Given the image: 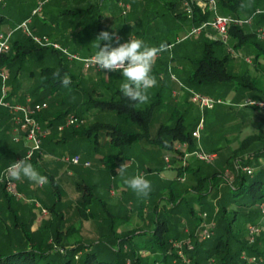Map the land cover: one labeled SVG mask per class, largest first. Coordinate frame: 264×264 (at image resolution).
<instances>
[{
  "label": "rangeland",
  "instance_id": "1",
  "mask_svg": "<svg viewBox=\"0 0 264 264\" xmlns=\"http://www.w3.org/2000/svg\"><path fill=\"white\" fill-rule=\"evenodd\" d=\"M35 2L36 0H5L4 5L0 6V12L2 11V13L7 15L8 21L6 23L10 25L9 27H13L23 19V17H31V24H29V26L43 18L45 24L38 26L35 31L37 33H45L51 39L56 40L70 51L77 52L81 56L90 54L95 55L105 44H110V50L111 48H115L116 42L113 40V36L116 33L122 35L130 33L135 34L137 39L144 38V42L149 46H159L166 41L174 42L175 37L180 34L183 26L187 25L186 19L168 20L171 15L169 14L170 12L163 9L164 7L160 5L157 0H48L44 4L41 14L30 16V11L35 6ZM119 2H126L129 4L127 15H121ZM167 2L168 0L164 2L166 8H168ZM259 8L261 7L258 6L257 9ZM177 10L181 12V6L177 5ZM247 13L248 12H242L241 16H246L248 15ZM9 27L8 25L6 28L0 26V30ZM104 31L110 34L111 40L100 41V49H98L97 44L99 42L96 41L99 35ZM14 34L18 35L19 31ZM197 37L198 36H193L175 43L171 49L172 58H170L169 51L162 52L153 66V74L157 78L158 83L154 88L149 90V102L140 106H148L153 100L156 92L160 93L166 105L158 107L153 112L149 127V134L152 137L155 135L161 122H172V106L180 107L182 112L187 113L186 116L190 120L195 121L199 116L198 109L189 100L187 91L180 89V98L177 100L171 98L170 92L175 88V84L169 80V73L167 70V66L170 65V71L178 79L183 80L188 69L192 67L189 58H196L200 55V42ZM222 39L224 41H222ZM257 39L261 42L264 41V39ZM220 41L222 42V52L226 53L229 57L226 64L227 70L236 75V77H239L243 71L247 72L249 77L253 78L255 82H258V91L256 90L255 92L249 89V93L244 91L237 92L231 104H229L226 99L219 96V98L224 99L226 103L218 104L219 106L214 109L204 112V125L200 131V138L198 140L199 148L205 152H215L216 158L211 162H204L195 157H189L185 160L183 166L186 167L188 162H190L191 165L199 167L201 173L205 176H210L215 171L221 174L228 170V172L233 175L232 181H234L236 172L239 170L243 171L242 168L245 166H249L253 169L259 166L264 168V164H261V158L259 160L253 158L249 163H244L242 161L243 158L245 159V157L254 152V150L264 147V113L259 108L253 106H239V103L246 98L256 99L252 96L254 92L256 93L255 96L264 99V70L260 65L254 64L251 50L245 47L239 51L230 53L228 49H233V45L230 40L227 39V36L221 38ZM59 56L50 53L38 56L32 53L27 55L20 64L17 73L16 87L10 90L11 93H15L17 99L20 101L27 97L30 100L38 98L43 88L37 87L46 78L45 75H40L38 73L39 69L59 66ZM61 63L66 67L68 74L71 72L78 79L86 81L85 85L80 84V82L77 83L81 85L87 93H90L91 97L104 100H115L119 98V92H121L120 84L123 82L122 71L103 72L86 70L83 68L81 62L67 60L66 58H63ZM88 75L90 77L94 75L96 79L90 78L91 80H89ZM10 76L8 73V79ZM165 78L168 80V84L165 82ZM10 79H12V77ZM235 79L238 80L239 78ZM7 85L11 86L8 81ZM232 86V83L228 84V88ZM8 93L11 95L9 90ZM69 98L70 93L67 91H59L52 96H47L44 99L47 107L38 112V115L45 118H52L57 111L62 110L63 106H66L64 103L68 102ZM85 99L86 95L81 93V97L78 99V106H81V109L84 108ZM68 115L77 118L78 123L73 126L75 128H80L83 125L88 126L92 122L118 123L122 120L121 117H117L112 111L99 110L92 106L81 114L79 112L75 115L68 112ZM96 133L95 140L92 136L89 137V139H86V137L81 138L79 143H77L71 151L70 145L67 150L65 149L63 152L60 150L62 146H55L53 151L49 154L51 157L58 160V164L55 165V168L49 167L46 162L35 167L40 174L47 177V183H45L44 187L40 190L50 189V195L47 193L39 197L34 193L28 194L20 188L18 191L23 195L20 199L21 202L28 205V212L30 211L29 215L34 214L36 216L37 211L44 208L54 219L59 214L58 222L63 224L64 227L67 226V224L73 226L75 230L69 234L72 242H81L83 244L102 242L111 244L112 249H119L117 241L115 240V242H113L115 236L116 238H121L124 237L126 232L130 233L131 230H136L134 231L136 232L135 236H133L132 239L142 241V238L146 237V235H141L140 233H142L141 230H151L155 224L154 219H149L151 216L150 210L154 204H157V208L161 213H164V210L170 208V201L166 200V198H161L163 196L161 191L162 188L156 186H161L167 183L168 180L176 179L181 175L184 176V179L182 181L176 180L181 182L183 188L189 187L194 182H192L186 172L182 174H177L176 172L175 168L182 166V164L179 163L181 159L177 156V152L174 151V148L180 141L174 140L171 149L167 150L148 140H141L133 147L134 155L130 161L132 164H130V162L127 163L126 172L122 175L117 174L119 169L118 166L112 175L108 167H105V164L112 158V154L115 150L114 148H108V135L105 133V130H97ZM248 135H254L255 138L248 142L243 150H237L238 142ZM195 147H197V144H195ZM233 152L236 153V155L233 156L234 160L231 157ZM72 153L80 155L82 160H88L90 166L85 167L81 164L72 165L62 159L66 155H72ZM97 153H101L103 157L96 156ZM165 156H168V162L170 163L169 168L166 167V162L164 160ZM135 163L137 170L142 171L145 178L149 180L152 185V191L146 198L137 196L125 182L128 178L134 177ZM60 168L64 169V178L67 179V183L65 186L61 184L57 187V190L53 189L54 191H52L50 174L53 175V171H59ZM165 169L173 171V176H166L164 173ZM69 170L73 171L70 176L68 175ZM219 180L218 186H216V184L211 186L207 198L208 202L213 207L212 210L209 211L202 208L197 203L192 202L194 215L196 214L197 216L200 210L207 211L211 216L217 214L220 208L218 200H221L220 196L228 185L222 178L219 177ZM153 184L156 186L154 187ZM111 190L113 194L110 192ZM82 198L86 200L85 204L82 205L86 207L85 211L88 218L79 215L82 209L79 200ZM67 203L70 205L65 206ZM53 206L54 208H52ZM56 206L57 208L55 210ZM257 207L259 211V215H256L257 220H259L257 223L260 222L263 227H260L259 232L254 233L252 238L247 233L246 225L249 223L245 221V218L239 216L240 212L245 213L247 209L238 208L240 212L237 211L236 225H234L235 228H239L238 230H240L241 233L240 237L248 246H255L257 250H262L263 242L257 240L264 234V223L260 221L264 220V202H260ZM59 208L60 211L58 210ZM232 208H234V206L231 204L229 209ZM213 218L215 219V217ZM164 219L167 224H175L178 229H180L179 232L181 231L182 235L179 239L191 237L192 242H194V236L189 232L196 231L197 220L188 221L182 218L179 221V216L172 217L168 216L167 213L164 214ZM21 226L20 224L19 227L21 228ZM55 229L57 230V228ZM171 230L172 227H169L168 234L172 233ZM44 234L48 236L46 231ZM45 235L39 246L42 249H49L50 246L46 242L47 236ZM250 238L252 240L248 241ZM174 240L178 239L170 238L167 243L170 245L173 254L174 250L171 246ZM68 241L69 245L70 240ZM8 243H2L0 241V248H4ZM118 243H120V240H118ZM61 244L63 245V243ZM121 248L124 250L127 249L128 243L122 242ZM193 250L194 249H192V251ZM82 252L74 256V260H72L71 264L78 263L82 256ZM191 252L185 250V253H187L193 264H195ZM136 253L141 258H152V256H154L149 249L143 247L138 248ZM243 256L246 259H244ZM156 257L159 258V254H156ZM239 259L245 260L246 264H249L252 260L250 255L245 253L240 254ZM173 260H176V264H180L175 256L172 258L171 263H173ZM130 262L127 260L126 264ZM155 262L162 264V262L159 261ZM205 264L218 263L216 259L211 256L207 258Z\"/></svg>",
  "mask_w": 264,
  "mask_h": 264
},
{
  "label": "trees",
  "instance_id": "2",
  "mask_svg": "<svg viewBox=\"0 0 264 264\" xmlns=\"http://www.w3.org/2000/svg\"><path fill=\"white\" fill-rule=\"evenodd\" d=\"M162 1L164 3L166 0ZM175 1L179 2V0ZM175 3L176 2L171 0L167 2V9L171 14V18L173 20L186 19L182 12H175ZM216 3L217 11L220 14L241 16L242 12H248L247 14L252 16V24L250 26L243 25L231 27L228 30L227 39L230 40L235 51H239L245 47L251 50L254 64L260 65L264 70V41H259L254 33L256 27L264 24V11L254 13L258 6L262 9L264 8V0H216ZM209 16V13H201L198 8H194V17L192 21L193 23H199L202 20L208 19ZM38 22L41 25L45 24L43 18H41L40 21L38 20ZM30 27L33 31L36 30L34 29L35 25H31ZM39 34L45 33L39 32ZM198 40L200 42V55L196 58H189L192 67L188 69L186 76L181 80L185 85L210 96H220L224 99H226L225 96L228 91H234L235 95L240 91L249 93V89L256 92L259 86L258 82H255L253 78L249 77L247 72L243 71L239 77H236V75L227 70L226 64L229 57L226 53L222 52V42L220 40H209L203 36H198ZM164 43L168 45L170 41ZM30 53L40 55L43 53H50L59 56L55 50L35 45L29 37L20 32L18 35L14 34L11 39L10 51L7 54L0 55V66L5 67L7 71H9V76L11 75L10 78L12 77V79H8L12 89L16 87L17 73L20 64ZM170 58H172V56ZM62 59L63 58L60 56L58 57L59 66L57 67H44L39 69L38 73L40 75H45L46 78L37 87L43 88L41 95L31 100L32 102H45L44 99L47 96H52L56 92L67 91L70 93L69 101L64 103L66 106H63L62 110L57 111L52 118H45L37 115L40 122L50 129V133L43 140L44 142L49 139L50 136H55L56 126L65 120L68 112L77 115L79 112L81 114L92 106L99 110L112 111L117 117H121L122 120L118 123L92 122L88 126L83 125L80 128H75L73 126L66 128V130L70 132V151L79 143L81 138L86 137V139H89V137L92 136L95 140L96 131L101 129L105 130V133L108 135L107 146L109 149L114 148L115 150L112 154V158L105 164V167H108L112 175L118 166L120 167L123 163L132 160L134 155L133 147L141 140H148L167 150L171 149L174 140L180 142L186 141L188 144L187 150H191L195 147L194 139L191 137V131L195 127L199 116L195 121L190 120L186 116L187 113L182 112L180 107L172 106V122H161L155 135L152 137L149 134V127L153 112L158 107L166 105L159 92L155 93L153 100L148 106L136 104V102L124 97L121 92H119V98L115 100H104L91 97L90 93H87L86 90L78 84L80 82V84L85 85V81L78 79L71 72L68 74L66 67L61 63ZM260 60L263 62L261 63ZM56 73H59V76H56ZM65 74L71 78L70 87H65L62 84V79ZM235 78L239 79L237 80ZM230 83H232L233 86L228 88V84ZM255 92L250 94L256 99L264 100L261 97L255 96ZM81 93L86 95L84 108L82 109L81 106H78V99L81 97ZM227 102L231 104L230 101ZM217 106L219 105L215 107ZM2 109L4 108L0 107L1 116L4 114ZM254 138V135L246 136L238 142L237 150H243L248 142L252 141ZM59 140L60 139H57L56 141L58 142ZM61 141L62 140H60V143ZM234 155H236L235 152L231 154V157L233 158ZM248 156L242 159L244 163H249L253 158L259 160L264 157V147L254 150V152ZM8 158V155L0 154V171L12 162L8 161ZM130 164L132 163L130 162ZM134 168H136L135 165ZM175 169L177 174L186 172L194 183L184 188L181 186V182L176 179L168 180L167 183L161 186L153 184L154 187L162 188L161 191L163 196L161 198H166V200L170 201L171 206L164 210V213L158 210L157 204L151 207V216L149 219H154L155 224L151 230H141L142 233L140 234L146 235L145 238H142V241L132 239L133 236H135L136 232L134 231L136 230H131L130 233L126 232L124 237L116 238L115 236L113 238V242H115V240L117 241L119 249H112L111 244L102 242L83 244L81 242H72V239H70L69 245H60V247H58L57 244H49V249H42L39 244L30 239L25 229L22 228V241L20 243L9 242L4 248H0V264H71L72 260H74V256L82 251V256L76 264H126L127 260H129V262L131 261V264H155V261L162 262V264H176L171 263L174 254L170 245L167 243L170 238L179 239L182 233L181 231L179 232L180 229H178L175 224L166 223L164 214L167 213L168 216L172 217L179 216V221L182 218L188 221H196L197 216L196 214L194 215L191 203L195 202L202 208L211 211L213 207L207 200L208 194L211 186L214 184L218 186V181L220 182L219 177H222L217 171L213 172L210 176H205L201 173L199 167L191 165L190 162H188L186 167L178 166ZM0 186L4 191L2 185ZM4 193L8 197V194L6 192ZM220 199L221 200H218L220 208L214 216L216 223L213 235L205 240H194V250L191 252V256L195 264H205L207 258L211 256L216 259L218 264H246L245 260L239 259L242 253L255 258L249 264H264V234L257 240L263 242L262 250H257L255 246H248L246 242L241 239L239 228H235L237 211H239L238 208L247 209L245 213L239 211V216L245 218L246 222L253 225L260 224V222L257 223L259 221L257 220V216L259 215L257 206L264 200V168L259 166L253 169L251 174H246L241 170L237 171L234 181L227 185ZM85 201L86 200L83 198L79 200V204L82 206L79 215L88 218L85 211L86 207L82 205L85 204ZM231 204L234 208L229 209ZM52 208H54V206ZM260 221L264 223V220ZM169 227H172L171 234H168ZM74 230L75 228L70 226V232ZM189 233L193 235L194 232ZM54 240L56 243L58 242L56 237H54ZM118 240H120V243H118ZM122 242L128 243L127 249L124 250L121 248ZM142 247L149 249L154 256H152V258L139 257L136 251L138 248ZM156 254H159L160 257L157 258Z\"/></svg>",
  "mask_w": 264,
  "mask_h": 264
},
{
  "label": "built area",
  "instance_id": "3",
  "mask_svg": "<svg viewBox=\"0 0 264 264\" xmlns=\"http://www.w3.org/2000/svg\"><path fill=\"white\" fill-rule=\"evenodd\" d=\"M47 1L48 0H36L35 6L30 11V16L41 14L43 6ZM4 3L5 0H0V6L4 5ZM179 3L181 6V12L190 23L187 27H185V29L180 32L179 35L175 37L174 42H170L168 44V47L170 49V57L172 56L171 49L175 43L181 42L193 36H199L200 34L209 32V30L213 31L216 34V37H213V39L220 40L221 38L227 36L228 30L231 27L243 25L250 26L252 24L251 15L234 16L220 14L217 11L216 0H179ZM119 6L121 9V15H127V12L129 10V4L126 2H119ZM194 8H198L201 13H209V18L206 20H202L199 23H193L192 20L194 17ZM260 11H264V8L256 9L254 13H258ZM30 20L31 17H25L18 23H16L13 27L0 30V55L7 54L10 51L11 39L13 37V34L19 31L20 33L29 37L30 40L37 46L47 47L52 50H55L61 58L81 62L83 68L86 70L107 72L106 70L100 69L98 66L96 67L94 64L91 63V58L94 55L81 56L77 52H72L67 47L51 39L48 35L39 34L33 31L29 26ZM254 33L257 38L264 39V24L256 27L254 29ZM207 36L211 38V36H209L208 34ZM131 38L137 39L136 35L132 33L126 35L116 33L113 36V40L116 42L115 47H119L121 44L130 42ZM222 41L224 40L222 39ZM228 51L230 53L235 52V50L231 48H229ZM167 70L169 73V80L172 81L173 84H175V88H173L170 92L171 97L174 100H177L180 97L179 90L183 89L188 92L189 100L197 107L199 111L198 121L193 130L191 131V137L194 139V143L197 144V147L190 151L187 150L188 144L186 141L179 142V144H177L174 148V151L177 152V156L181 159L179 163H181V167H183L185 160L189 157H195L196 159L204 162H211L216 158V153L205 152L201 150L198 146L200 131L204 125L203 114L206 110L213 109L216 105L223 104L226 102L224 99H221L219 97H213L188 87L170 71V65L167 66ZM7 80L8 72L3 66H0V107L7 110L8 114L10 115L13 124V141H24L27 146L23 154L17 156L9 165H7L0 171V184L9 196L16 199H21L23 195L16 188V180L10 179V175L7 170L14 163L22 159L25 161L30 160L36 152H40L41 143L43 139L47 137L49 128L47 126H44L42 122H40L37 115L38 112L47 107V104L45 102H32L28 97L25 98L23 103L16 102L10 97L8 93ZM247 105L259 108L264 111V100L246 98L241 103H239V106ZM77 123L78 120L75 116L68 115L63 123L58 124L56 126V129L58 131H61L65 127L75 126ZM62 159L65 162L73 165L81 164L85 167L90 166V162L88 160H82L80 155L78 154H72L70 156L66 155ZM164 160L166 162V167L169 168L170 163L168 162V156H165ZM261 164H264V157L261 158ZM242 170L245 171L246 174H251L253 168L245 166L242 168ZM134 174V176L141 175L145 177L144 173L142 171H138L137 168ZM221 177L227 184H230L233 180V175L229 173L228 170L222 172ZM176 179L182 181L184 179V176H178ZM110 192L113 194L112 190ZM41 212L47 213L44 208L41 209ZM213 217L214 216L209 215L207 211H198L197 227L196 231H194L193 233L195 240H205L213 235V230L215 228L216 223ZM246 227L248 235L252 238V235H254V233L259 232L260 227L262 228L263 226L261 224H248L246 225ZM251 238L250 240L248 239V241H251ZM191 239V237H186L184 239H178L172 242L171 247L174 250V256L177 260H179L180 264H193L191 258L187 255V253H185V250L191 252L192 249H194V242H192ZM243 258L246 259L244 256ZM250 258L252 259L251 261L255 259L254 257ZM173 263H176V260H173ZM155 264L161 263L155 262Z\"/></svg>",
  "mask_w": 264,
  "mask_h": 264
},
{
  "label": "crops",
  "instance_id": "4",
  "mask_svg": "<svg viewBox=\"0 0 264 264\" xmlns=\"http://www.w3.org/2000/svg\"><path fill=\"white\" fill-rule=\"evenodd\" d=\"M157 1L160 5H162L164 7L163 9H166V11H168L166 6H164L165 4L161 0H157ZM171 1L176 2L174 5V10H175V12H179L177 10V5L180 6L179 2L175 1V0H171ZM0 13H1V15H0V26H2V28H6L8 25V27H9L10 25L8 23H6L8 21L7 15H5V13H2V11ZM168 20H171V21L173 20L171 18V15L169 16ZM176 20H179V19H176ZM30 24H31V20H30ZM156 24H157V22H156ZM32 25H35L34 29L37 30V27L40 26L41 24L38 22H35ZM181 25H182V23H181ZM188 25H189V22L187 21V25L183 26V29H185V27H187ZM1 30H4V29H1ZM207 34L209 36H211V38H209L207 36ZM200 36H203L209 40H213V37L215 38L216 34L213 31L209 30V32L200 34L199 37ZM139 39H141V38H139ZM145 39H146V37H145ZM141 40L144 41V38ZM32 54H34L36 56L40 55V54H35V53H32ZM44 54H46V53H43V55ZM90 55H92V54H90ZM83 56H85V55H83ZM261 61L262 60H260V62ZM90 78L96 79V77L94 75H92L91 77L89 76L88 79L91 80ZM165 82L168 84V80H166V78H165ZM7 86H8L9 92L11 93L10 90H12V87L10 85H7ZM10 97L19 103H23L25 100V99H23L22 101L18 100L17 95L15 93H11ZM234 97H235L234 91L228 92L225 96L227 101H230V102L233 101ZM2 110L4 111V114L2 116L0 115V154L8 155L9 156L8 161L11 162L17 156L23 154V152L26 149L27 144L24 141H18V142L13 141V139H12L13 124H12L10 115L8 114L7 110H5V109H2ZM263 113H264V111H263ZM43 122H46V121H43ZM49 133H50V129H49L48 134ZM50 137H49V139L45 140V142L43 141L40 152H36L30 160H26L27 162L33 164L34 167H38L43 162H46L49 167L55 168V165L58 164V160L56 158L51 157L49 155L50 152H52L54 147L58 146V145L62 146V148H60V150H62V152H63V150H65V149L67 150V148L70 145V132H68L66 130V127L61 131H58L56 129L55 136H50ZM55 139L56 140L60 139L62 141L60 143V140L57 142ZM63 146H64V149H63ZM96 156H102V155H101V153L100 154L97 153ZM126 163H128V162H126ZM134 165L136 166V163ZM0 166H1V164H0ZM2 166H5V165H2ZM63 170L64 169L60 168L59 171H56V170L53 171V175L50 174V178L52 181V183H51L52 186L51 185L50 186H51L52 191L57 190V187L60 186L61 184H62V186H65V184L67 183V179L64 178ZM68 172H69V174H68L69 176L73 173L72 170H69ZM164 173L166 174V176L171 177V176H173L174 172L165 169ZM117 174H119V173L117 172ZM91 183H93V182H91ZM42 187H44V185L36 184V183L31 182L27 179H26V181H25V179L16 180V188L17 189L20 188L21 190L23 189L28 194L34 193L36 196H39V197H42V195H45L47 193L50 195V189H43V191H41L40 189ZM4 192L5 191H3L1 186H0V241L2 243L3 242L20 243L22 241L21 234L23 233L21 229L24 228L26 233L31 237L30 239L33 240L37 244L42 243L41 241L44 238V235H45L44 233L46 231L48 233V236L47 235H45V236H47L46 242L48 244H51V245L57 244L58 246H60V245H62L61 243H63V245H68V243H69L68 240H70V236H69L70 224H67V226H65V227L63 226V224H60L58 222V219L60 216L59 214H58L59 216L57 215L55 219L50 216V213L49 214L48 213H42L41 210L37 211L36 216L34 214L29 215L30 211L28 212V210H29L28 205H25V203L21 202L20 199L13 198L9 195L7 197ZM108 193H109V191H108ZM35 195H33V196H35ZM69 203L65 204V206L66 205L69 206L70 205ZM35 207H37V206H35ZM56 208H57V206L55 207V210H56ZM58 210L60 211V208ZM61 212H62V210H61ZM61 212H60V214H61ZM60 221H61V219H60ZM20 224L22 225L21 228L18 227ZM55 228H57V230ZM54 237H56V240L58 241L57 243L55 242Z\"/></svg>",
  "mask_w": 264,
  "mask_h": 264
},
{
  "label": "clouds",
  "instance_id": "5",
  "mask_svg": "<svg viewBox=\"0 0 264 264\" xmlns=\"http://www.w3.org/2000/svg\"><path fill=\"white\" fill-rule=\"evenodd\" d=\"M111 36L107 31L102 32L97 41V48L100 49V41H110ZM110 44L96 52L91 58V63L100 69L108 72L122 71L123 82L120 84V91L124 97L143 105L149 102V90L154 88L158 81L153 75V66L160 53L170 51L166 43L159 46H149L141 39L131 38L130 42L121 44L119 47L111 48ZM59 76V73L55 74ZM62 84L67 87L71 84V78L67 74L62 79ZM127 170V163L118 169L119 175ZM11 180L27 179L39 185L47 183V177L33 166V164L20 160L7 170ZM126 184L137 196L146 198L152 191L149 180L141 175L128 178Z\"/></svg>",
  "mask_w": 264,
  "mask_h": 264
}]
</instances>
